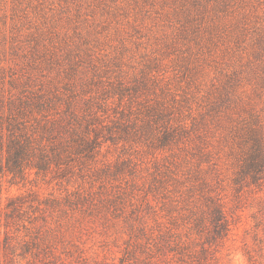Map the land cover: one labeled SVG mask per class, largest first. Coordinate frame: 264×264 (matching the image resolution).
Wrapping results in <instances>:
<instances>
[{"label": "trees", "instance_id": "trees-1", "mask_svg": "<svg viewBox=\"0 0 264 264\" xmlns=\"http://www.w3.org/2000/svg\"><path fill=\"white\" fill-rule=\"evenodd\" d=\"M195 7L197 13L185 26L194 36L207 32L211 40L220 17L202 25L205 7L200 2ZM95 72L90 80L76 82L71 75L61 87H25L6 103L0 100V173L12 183L26 182L33 173L50 180L89 178L106 188L111 180L132 174L133 146L154 154L177 149L170 164L181 168H156L144 197L147 204L148 193L161 198L163 215L149 204L146 215L133 208L124 216L128 238L121 264H218L233 220L200 171L211 153L206 136L222 117L228 119L227 134L237 147L233 183L264 189V133L250 113L249 120L233 118L237 84H221L193 108L194 96L178 97L168 87L154 93L156 79L145 73L113 71V79L103 81L101 72ZM228 79L232 82L233 76ZM111 147L120 151L115 158ZM126 195L67 189L60 198L40 197L29 189L4 205L0 196V264L80 262L84 251L75 213L120 217ZM253 229L262 244L264 197L253 214ZM244 255L246 264H264L263 247L258 254L246 250Z\"/></svg>", "mask_w": 264, "mask_h": 264}, {"label": "rangeland", "instance_id": "rangeland-1", "mask_svg": "<svg viewBox=\"0 0 264 264\" xmlns=\"http://www.w3.org/2000/svg\"><path fill=\"white\" fill-rule=\"evenodd\" d=\"M199 2L205 7L202 25L220 17L221 26L211 40L207 32L194 36L185 26L197 13ZM263 41L264 0H0V100L6 103L8 96L20 95L25 87H61L71 75L76 82L90 80L98 70L103 81L113 79V71L145 73L156 79L154 93L168 87L178 97L194 96L195 108L214 89L230 82L238 86L233 118L249 120L252 114L264 133ZM228 76H233L232 82ZM228 125L222 117L210 127L206 141L211 153L200 175L232 215V236L221 247L218 264H246V250L253 254L260 247L264 250V242L257 243L253 229V214L264 189L233 183L237 147L227 134ZM133 149L132 174L111 180L106 188L89 178L50 180L49 175L43 178L33 173L26 182L12 183L9 175L0 173L1 203L29 189L40 197L59 198L67 189L90 190L95 196L106 189L125 192L120 217L75 213L77 239L84 251L76 264H121L128 238L124 216L133 208L146 215L149 204L150 210L163 215L161 198L152 199L148 193V204L144 198L152 173L164 164L173 172L181 168L170 164L177 149L155 154L140 145ZM118 153L119 149L111 147L113 158Z\"/></svg>", "mask_w": 264, "mask_h": 264}]
</instances>
